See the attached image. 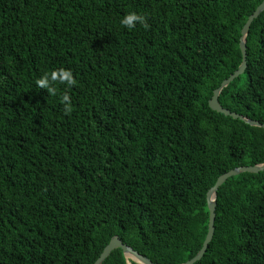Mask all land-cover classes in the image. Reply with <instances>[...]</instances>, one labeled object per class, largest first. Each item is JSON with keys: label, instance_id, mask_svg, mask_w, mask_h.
Returning a JSON list of instances; mask_svg holds the SVG:
<instances>
[{"label": "trees", "instance_id": "16d2710c", "mask_svg": "<svg viewBox=\"0 0 264 264\" xmlns=\"http://www.w3.org/2000/svg\"><path fill=\"white\" fill-rule=\"evenodd\" d=\"M262 1L0 0V264H93L114 235L154 263L196 255L208 189L264 162V128L208 105ZM246 46L218 101L264 123V11ZM58 68L77 83L53 96L36 81ZM193 264H264V170L218 188Z\"/></svg>", "mask_w": 264, "mask_h": 264}, {"label": "water", "instance_id": "95a60500", "mask_svg": "<svg viewBox=\"0 0 264 264\" xmlns=\"http://www.w3.org/2000/svg\"><path fill=\"white\" fill-rule=\"evenodd\" d=\"M264 11V0L255 8V10L247 17V20L243 24L241 31H240V38H239V48L241 51V63L239 64L238 68L231 73L227 78L223 79L220 85L213 90L211 98L208 100L209 107L217 111L219 113H223L224 115L231 116L234 119H239L246 124L251 126H258L264 128V123L239 114L235 111H231L228 108L223 107L219 101L218 97L224 87H226L230 82H232L236 77L242 74L247 65V51H246V36L249 31V27L252 21L258 17V15ZM264 170V162L260 164L250 165V166H238L233 169L228 170L225 173L219 175L215 181V183L208 189L206 193V202L209 211V218H208V226H207V233L202 243L201 248L199 251L194 255L191 259L180 263V264H193L194 262L201 259L203 254L205 253L209 242L211 241L213 234H214V220H215V210H216V194L218 188L231 176L238 175L242 172H252L257 173L259 171ZM120 248L123 252V255L126 259H130L138 264H159L154 263L149 258L145 257L144 255L140 254L136 250H134L131 246L124 243L119 236L114 235L111 237L109 242L104 246L101 253L97 257V259L93 262V264H102V262L109 256V254L115 249Z\"/></svg>", "mask_w": 264, "mask_h": 264}, {"label": "clouds", "instance_id": "9594fccd", "mask_svg": "<svg viewBox=\"0 0 264 264\" xmlns=\"http://www.w3.org/2000/svg\"><path fill=\"white\" fill-rule=\"evenodd\" d=\"M120 25L128 30L136 28L137 25L148 27L144 16L135 12H129L124 15L120 21ZM77 81L74 79L72 71L66 68H58L51 71H46L36 81L39 88L45 89L50 95H57V84L64 85L65 88L73 87ZM60 101L63 104L65 112H69L72 107V97L67 93L63 92L60 95Z\"/></svg>", "mask_w": 264, "mask_h": 264}]
</instances>
